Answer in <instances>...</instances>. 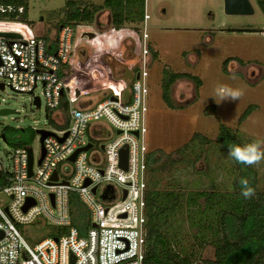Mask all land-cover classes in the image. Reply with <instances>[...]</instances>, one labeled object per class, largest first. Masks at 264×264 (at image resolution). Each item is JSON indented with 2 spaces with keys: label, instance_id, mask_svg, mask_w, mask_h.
Segmentation results:
<instances>
[{
  "label": "built area",
  "instance_id": "obj_1",
  "mask_svg": "<svg viewBox=\"0 0 264 264\" xmlns=\"http://www.w3.org/2000/svg\"><path fill=\"white\" fill-rule=\"evenodd\" d=\"M24 14L23 6H0V35L19 36H0V90L28 94L33 103L38 98L42 107V98L36 96L41 86L46 109L53 112L52 121L65 129L51 132L54 136L44 140L41 164L42 146L38 158L29 146L13 149L8 164L0 156V177L6 181L0 188V249L5 250L0 254L14 251V264H72V257L74 264H144L149 35L143 31V46L138 33L127 30L135 42L134 53L141 58L142 71L134 72L132 96L125 100L126 83L117 79L99 56L103 45H98L102 46L98 50L99 64L82 75L84 80L80 78L79 66L85 71L86 66L80 64L79 51L87 39L91 40L77 36L81 26L63 25L50 41L34 34L23 21ZM148 19L146 14L144 24ZM111 32L119 34L122 30ZM116 45L119 49L117 40ZM135 67L136 62L128 68L134 71ZM68 71L70 77L62 78ZM95 72L99 79L94 78ZM72 93L77 97L73 98ZM96 94L101 97L93 102L91 97ZM64 97L67 109L61 114ZM113 132L115 137L111 139ZM90 144L89 151L80 152L74 163L69 161ZM30 149L34 158L32 176ZM123 151L128 152L126 169L121 166ZM55 173L57 181H53ZM30 201L34 204L25 211ZM77 202L87 215L84 234L74 226L79 216ZM34 224L51 227L52 236L28 244L21 230Z\"/></svg>",
  "mask_w": 264,
  "mask_h": 264
},
{
  "label": "rangeland",
  "instance_id": "obj_2",
  "mask_svg": "<svg viewBox=\"0 0 264 264\" xmlns=\"http://www.w3.org/2000/svg\"><path fill=\"white\" fill-rule=\"evenodd\" d=\"M24 1L28 4L26 25L34 34L53 40L64 21L62 11L68 2L100 6L105 0ZM250 2L255 10L254 15L228 16L224 11V0H145V13L149 16L146 24L124 25L129 33L133 27L138 28L136 35L143 46L142 35L146 30L149 35L146 43L154 51L151 58H147L149 96L145 122L149 152H157L160 163L154 173H148L147 177H162L161 188L164 190L217 195L214 198L217 205L210 210L206 207L205 198L196 197L193 202H187L184 195L181 209L167 228L179 246L186 247L201 261L214 259L213 244L220 237L218 223L221 204L232 200L233 186L240 175L232 158L217 142L221 124L236 133L243 145L261 142L264 150V13L259 0ZM110 23V12L103 11L97 22L79 27L77 36L80 37L81 31L87 29L95 30L100 35L109 33L112 30ZM234 28L258 30L263 34H231L229 30ZM124 37V51L96 39H87L79 51L80 64L86 66V71L79 66L80 78L84 80L82 75L101 60L98 50L102 46L98 45H103L108 51L103 58L107 64L109 60L117 67L127 69L136 62L137 68L134 69L141 72V58L134 53L135 42L129 35ZM134 72L128 70L122 78L127 85L125 100L132 96L136 80ZM170 73L196 76L202 84L197 87L190 80L177 81L171 89V98L176 107L174 110L163 100V82ZM80 83L82 85V81ZM220 86H228L243 94L238 100H222L216 92ZM42 93L43 89L39 86L36 96L41 97L43 103L41 108H37L33 97L28 94H15L10 89L0 90V111L7 109L18 113L0 116V156L7 164L13 148L2 139L5 127L31 132L28 146L33 148L36 158L41 150L36 131L57 132L65 129L51 124L47 118L49 111ZM100 97V94H96L91 99L96 102ZM251 105L255 106L254 111L246 121L240 123L241 115ZM211 106L216 108L214 113L206 110ZM74 108H77V103ZM66 109L64 97L61 114ZM105 122L101 120V123ZM198 135L204 140L196 138ZM114 137L113 132L111 139ZM250 168L256 172L258 186L264 191V160ZM21 232L26 242L33 245L52 236L53 229L34 224L25 226ZM198 235L205 239L202 244L197 239Z\"/></svg>",
  "mask_w": 264,
  "mask_h": 264
},
{
  "label": "trees",
  "instance_id": "obj_3",
  "mask_svg": "<svg viewBox=\"0 0 264 264\" xmlns=\"http://www.w3.org/2000/svg\"><path fill=\"white\" fill-rule=\"evenodd\" d=\"M17 5L25 8L23 21L28 20V4L24 0H0V6ZM259 6L264 13V1H259ZM145 0H105L100 6L83 4L77 1H70L66 4L62 11L64 21L63 25H73L75 27L82 25H90L97 22V18L103 11L110 12V30L114 29L117 32H109L100 35L96 40H99L107 46L116 45V37L131 35L126 32L124 25H134L136 23H143L145 18ZM60 26V27H61ZM133 31L138 32L137 27L132 28ZM150 52L153 49L149 46ZM154 57L156 55L154 54ZM100 62V61H99ZM112 66L114 76L117 79L123 78L129 68L117 67L108 60ZM93 64V63H92ZM99 64V63H98ZM139 72L138 69H133ZM134 72V71H133ZM68 73L62 78L70 77ZM193 81L197 87H201V81L198 77L190 74L170 73L166 76L163 82V100L170 109H176L171 98V89L173 85L179 80ZM255 106H249L240 117V123H243L254 111ZM206 110L210 113L216 111L215 106H211ZM206 112V111H205ZM53 112L47 113V118L52 121ZM2 135L7 139V143L13 148L28 146V138L31 132L26 130H13L5 127L2 130ZM196 138L204 140L198 135ZM218 144L225 152L229 153V145H243L236 133H234L227 126L221 124L219 129ZM236 164L240 175L236 178L234 183V193L232 200L228 199L226 204H221L219 211V239L214 242L215 256L213 260H197L193 252H188L186 247L179 246L177 239L169 235L167 228L174 215L181 209V198L184 195L187 202H193L194 198H205L206 207L208 210L217 205L214 203V198L217 195L208 194L207 192L199 193L197 195L184 192L179 193L175 190L162 189V177H147V239H146V255L144 264H264V191H261L258 186V177L256 172L250 166L238 163L232 159ZM160 158L157 157V152H149L147 157V173H154L155 168L159 166ZM247 179L249 186L255 190V194L251 198H245L241 195L242 185L240 181ZM6 185L4 176L0 177V188ZM221 201V200H219ZM223 202V201H221ZM78 218L74 221V226L78 227L82 234L88 228L85 222L86 213L82 205L76 203ZM198 240L202 244L205 239Z\"/></svg>",
  "mask_w": 264,
  "mask_h": 264
},
{
  "label": "water",
  "instance_id": "obj_4",
  "mask_svg": "<svg viewBox=\"0 0 264 264\" xmlns=\"http://www.w3.org/2000/svg\"><path fill=\"white\" fill-rule=\"evenodd\" d=\"M224 11H225V14L228 15V16H252L255 14V10H254V7L252 5V3L250 2V0H224ZM81 35H83L84 37H88L89 39H95L97 36H98V33L95 31V30H92V29H87V30H83L81 31ZM1 37H6V38H19L18 35L16 34H1L0 35ZM126 39V37H121L120 39L117 40V44H118V47L124 51V48H123V41ZM108 55V51L105 47H102L100 49V58L103 59L104 56ZM94 78L95 79H99V75L98 73H94ZM138 79V78H137ZM1 88L3 89L4 87L1 86ZM72 96L73 98H76L77 97V94L76 93H72ZM35 106L37 108H40L41 107V103H40V100L38 98H36L35 100ZM12 114H18L12 110H1L0 111V116H8V115H12ZM37 134H39L41 136V139H40V144L42 146V159L40 160L39 164H41L44 156H45V150H44V147H43V143H44V140L46 138H48L49 136H54L53 133L51 132H47V131H38ZM67 137V135H66ZM65 137V138H66ZM65 138L63 140H65ZM2 139L7 142V139L4 135H2ZM62 140V142H63ZM92 148V145H88L87 147H85L84 149L82 150H79L69 161L74 163L75 160H76V157L77 155L80 153V152H87L89 151L90 149ZM127 159H128V152L127 151H123L121 153V166L126 169L127 168ZM33 164H34V158H33V152H32V149L29 150V171H30V176H32V169H33ZM58 178H57V173L54 174L53 176V181H57ZM89 183H86L85 186H88ZM96 192V189L94 190V193ZM126 198V193H125V196H124V199ZM34 203H32V201H30L28 203V205L26 206L25 208V211L28 210ZM72 264H74L75 262V258L72 257Z\"/></svg>",
  "mask_w": 264,
  "mask_h": 264
},
{
  "label": "clouds",
  "instance_id": "obj_5",
  "mask_svg": "<svg viewBox=\"0 0 264 264\" xmlns=\"http://www.w3.org/2000/svg\"><path fill=\"white\" fill-rule=\"evenodd\" d=\"M217 94L222 98L238 100L243 94L239 90H234L228 86H220L216 90ZM228 155L238 163L248 166L255 165L264 160V150L261 148V142H251L244 145H229ZM242 185L241 195L246 199L251 198L255 194V190L249 186L247 179L240 181ZM5 250L0 249V252ZM15 252L8 251L6 255L0 254V264H14Z\"/></svg>",
  "mask_w": 264,
  "mask_h": 264
},
{
  "label": "flooded vegetation",
  "instance_id": "obj_6",
  "mask_svg": "<svg viewBox=\"0 0 264 264\" xmlns=\"http://www.w3.org/2000/svg\"><path fill=\"white\" fill-rule=\"evenodd\" d=\"M259 1H262V0H259ZM229 31H230L231 34H248V33H250V34H256V33L257 34H263L261 32H258V30L256 31V30H253V29H235L234 28V29H230ZM151 56H152V53L150 52V56L149 57L151 58ZM249 68H251V67H249ZM180 74H183V73H180Z\"/></svg>",
  "mask_w": 264,
  "mask_h": 264
},
{
  "label": "bare ground",
  "instance_id": "obj_7",
  "mask_svg": "<svg viewBox=\"0 0 264 264\" xmlns=\"http://www.w3.org/2000/svg\"><path fill=\"white\" fill-rule=\"evenodd\" d=\"M91 40H93V39H91Z\"/></svg>",
  "mask_w": 264,
  "mask_h": 264
},
{
  "label": "crops",
  "instance_id": "obj_8",
  "mask_svg": "<svg viewBox=\"0 0 264 264\" xmlns=\"http://www.w3.org/2000/svg\"><path fill=\"white\" fill-rule=\"evenodd\" d=\"M51 41V40H50Z\"/></svg>",
  "mask_w": 264,
  "mask_h": 264
}]
</instances>
